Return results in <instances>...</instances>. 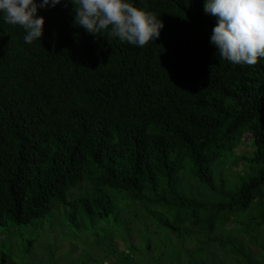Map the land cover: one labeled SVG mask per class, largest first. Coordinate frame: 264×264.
I'll return each instance as SVG.
<instances>
[{"label":"trees","instance_id":"1","mask_svg":"<svg viewBox=\"0 0 264 264\" xmlns=\"http://www.w3.org/2000/svg\"><path fill=\"white\" fill-rule=\"evenodd\" d=\"M136 3L166 25L144 47L74 26L69 0L40 9L45 34L31 44L0 20V227L66 206L94 230L122 222L129 199L124 248L161 230L178 247L171 264H264V58H220L205 0ZM247 137L253 152L238 155ZM228 162L251 174L226 194L213 173ZM107 246L116 264H139Z\"/></svg>","mask_w":264,"mask_h":264},{"label":"clouds","instance_id":"2","mask_svg":"<svg viewBox=\"0 0 264 264\" xmlns=\"http://www.w3.org/2000/svg\"><path fill=\"white\" fill-rule=\"evenodd\" d=\"M74 6V26L110 36L134 46L156 41L165 22L136 0H69ZM65 0H0V20L24 29L31 44L45 34L46 18L40 9ZM67 6V5H65ZM204 11L217 19L210 42L218 56L233 64H256L264 58V0H205Z\"/></svg>","mask_w":264,"mask_h":264},{"label":"rangeland","instance_id":"3","mask_svg":"<svg viewBox=\"0 0 264 264\" xmlns=\"http://www.w3.org/2000/svg\"><path fill=\"white\" fill-rule=\"evenodd\" d=\"M239 148L238 155L253 152L251 139L245 138ZM231 156L233 158H228L236 159V151L231 153ZM230 167V162L223 167L216 165L213 173L220 189L223 185L227 186L224 187L226 194V190L231 192L229 190L233 187L230 182L231 178L236 177L239 185L240 178H248L251 174L249 164L246 166L248 168L246 173L244 166L235 168L236 175L232 174ZM224 176L225 179L222 180L221 178ZM73 192L69 197L72 202L76 198ZM68 212L70 210L63 206L62 209L56 210L54 215L38 219L30 225L0 227V264L12 262L16 264H116L114 259L117 256L114 253L108 252L106 254L99 250V246L103 249L107 248V242L112 244V240L115 243L117 241L125 253L128 252L125 256L133 257L134 254L139 264H171V252L174 254L178 252V247L176 249L174 244L170 245L167 243V239H162V233L164 235L165 232L161 230L144 232L141 245L139 241L138 244L135 242L136 252H133L131 246L127 245L124 248L125 244L122 241L125 243L127 235L135 228V224L131 222V217L137 214L129 199L119 204L122 222L118 223L115 216L112 215L94 230L76 229L75 225L70 222V217L67 216ZM131 241L130 239L128 244ZM193 247L196 248V245ZM82 250L84 259L80 256ZM221 254L219 253V255ZM4 256L7 258L4 259ZM220 262L219 260V264H221ZM120 264L124 263L121 262Z\"/></svg>","mask_w":264,"mask_h":264}]
</instances>
